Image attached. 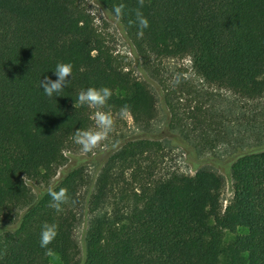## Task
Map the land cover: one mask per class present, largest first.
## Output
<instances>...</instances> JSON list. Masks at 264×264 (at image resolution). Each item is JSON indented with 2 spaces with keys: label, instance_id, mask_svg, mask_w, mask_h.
<instances>
[{
  "label": "trees",
  "instance_id": "16d2710c",
  "mask_svg": "<svg viewBox=\"0 0 264 264\" xmlns=\"http://www.w3.org/2000/svg\"><path fill=\"white\" fill-rule=\"evenodd\" d=\"M96 1L141 58H189L196 78L234 99L225 111L188 108L184 125L173 109L159 131L154 96L113 56L85 0H0V226L14 227L0 238V264H50L52 255L61 264H264V130L254 138L253 123L264 115V0ZM61 62L73 64L70 83L49 98L40 81L55 80ZM102 86L112 91L102 109L78 104L81 90ZM97 110L129 115L136 132L78 153L74 134L94 127ZM174 143L198 159L230 150L225 208V180L212 168L158 172ZM66 165L51 187L68 190L58 212L49 189L33 195L26 181L47 185ZM46 222L58 235L42 248Z\"/></svg>",
  "mask_w": 264,
  "mask_h": 264
},
{
  "label": "rangeland",
  "instance_id": "374dc122",
  "mask_svg": "<svg viewBox=\"0 0 264 264\" xmlns=\"http://www.w3.org/2000/svg\"><path fill=\"white\" fill-rule=\"evenodd\" d=\"M85 7L94 19L95 27L102 35L106 45L111 50L113 56L120 62L125 71L131 74L140 82L146 85L151 94L156 100L157 120L156 128L160 131L164 128V123L167 117L172 116V110L181 111L177 116L178 125L187 123L185 117L188 108H208L215 107L219 111H225L228 101L234 99L230 94L224 90L218 89L215 86L208 85L202 80L195 77L192 70L189 58L184 59H157L154 57L144 60L141 58L130 45V41L118 25L117 21L107 13L96 0H85ZM227 101V102H226ZM257 104H251L249 107H256ZM262 102L259 107L262 108ZM95 113V112H94ZM94 113L92 115V122L95 127ZM257 112L256 114H261ZM264 116V115H263ZM257 115L254 122V138L257 133L264 130V117ZM202 117V114H198ZM181 119V120H179ZM252 120L251 117H244L241 122L247 124ZM114 125L108 138L98 145L95 150L102 148L106 149L108 145L115 143L116 139L111 137L114 132L117 136L122 134L127 137L136 132L133 120L127 114H121L113 119ZM119 127L117 129V125ZM249 124V123H248ZM261 142H264V131L260 134ZM165 144V143H163ZM94 150V149H93ZM101 150V149H100ZM256 151L264 152V147ZM78 153L84 151L77 150ZM88 153V152H85ZM162 158L159 159L158 172L166 173L169 171H178L189 176H193L199 169L204 166L212 168L216 173L222 176L225 180V187L223 190V207L225 208L233 199V182L229 172L230 150L227 147H220L213 151V154H208L204 159H198L194 152L183 145L176 143L172 145H164V150L161 152ZM67 165L60 168L54 179L47 185H37L26 181V185L33 195L39 192L50 189L54 183L59 180L62 173L65 171ZM96 167L90 168L91 171H96ZM97 172H95V175ZM87 217L81 219L79 227L76 231V239L79 246L82 248L83 240L87 227ZM14 230V227L0 226V238ZM234 237L233 234L227 233L226 240L229 241ZM50 264H61L60 259L56 255L50 257Z\"/></svg>",
  "mask_w": 264,
  "mask_h": 264
},
{
  "label": "clouds",
  "instance_id": "9594fccd",
  "mask_svg": "<svg viewBox=\"0 0 264 264\" xmlns=\"http://www.w3.org/2000/svg\"><path fill=\"white\" fill-rule=\"evenodd\" d=\"M143 3V0H140ZM123 5H119L115 8L117 15H120ZM142 27L148 26V21L146 19L141 20ZM73 71V64L68 63H58L54 74L56 79L53 80L49 77H45L40 81V87L43 89L44 93L49 97H53L55 93L62 92L65 87L68 86ZM112 91L106 86L100 88L89 87L86 90H81L78 93V104L88 105L90 107H95L97 109H102L107 101L111 98ZM76 104H74V107ZM95 127H89L87 129H78L74 134V140L79 144L84 152H90L105 141L109 133L113 129L114 121L110 112L97 110L94 113ZM48 195L51 197V202L49 207L54 208L56 211L61 210V205L68 203L69 196L68 190L66 188H59V190H48ZM58 235V226L56 224L44 223L42 225L40 234V246L42 248H47V246L55 239Z\"/></svg>",
  "mask_w": 264,
  "mask_h": 264
}]
</instances>
